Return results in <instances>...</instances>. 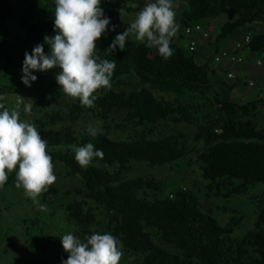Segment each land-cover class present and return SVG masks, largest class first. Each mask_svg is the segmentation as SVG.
<instances>
[{"label":"trees","instance_id":"trees-1","mask_svg":"<svg viewBox=\"0 0 264 264\" xmlns=\"http://www.w3.org/2000/svg\"><path fill=\"white\" fill-rule=\"evenodd\" d=\"M50 1L55 6L54 0ZM114 2L117 15L109 6L103 8L111 23L108 31L97 41V54L102 59L115 62L111 81L119 79L118 84L121 83L122 88L98 91L93 107L81 106L76 99L66 115L71 122L68 127L57 128L58 122L66 120L62 119L64 115L61 113L52 112L36 119L37 130L48 142V154L53 161L58 160L79 173L86 186V197L104 207V226L100 234L110 233L126 247L143 253L142 264H264V209L256 217L255 228L234 243L233 255L229 258L225 236L231 235L232 229L221 225L193 192L176 186L166 196L159 197L165 192L164 184L155 177L131 171L130 167L133 161L172 167L189 155H196L202 177L209 182L206 187L208 193L228 200L249 191L256 184H264V130L253 120L251 109L256 108L254 101L240 105L229 95L231 84L218 79L219 88H211L212 99L208 98V101L220 106L223 113L213 115L203 103L188 104L157 98L147 85L151 80L160 90L172 94L190 92L206 96L205 88L211 87L212 77H216L220 70L227 74L235 67L219 64V69H212L201 64L197 59L198 49L191 52L188 45H183L187 39L186 27L228 16L211 44L218 51L223 40L233 37L235 32L237 35L252 23L264 20V0H190L188 8L176 16L180 28L170 44L173 55L167 60L154 47L148 48L146 42L136 44L129 39L123 50L119 46L111 53L105 50L118 34L126 31L122 27L119 10L135 11L128 7L133 2L138 3L140 10L145 6L141 0ZM6 3L7 0H0V28L11 14ZM21 28L28 43L50 48L44 37L56 34L54 14L51 9L42 12L32 5L23 12ZM247 34L251 35V42L243 55L249 51L264 53V33ZM7 53V43L0 44V54ZM132 68L143 80L136 88H132L133 83L120 79ZM261 83H264L263 74L256 86L263 93ZM5 93L6 88L0 86V96ZM61 99L62 94L57 91L44 98L46 102L58 104ZM88 114L100 121L101 133L95 138L84 134L75 137L72 126ZM116 114L125 116L129 133L124 140L113 142L111 128L105 123L115 121ZM162 121L195 127L192 143L183 135L168 136L159 130L157 127ZM115 127L120 128L117 124ZM87 143H93L96 150H102L103 157L94 158L85 168L78 165L74 152L68 146ZM14 182L13 172L4 187ZM72 207L76 208V205ZM149 231L158 232L161 240L175 247L176 251L155 245ZM250 254L255 257H250Z\"/></svg>","mask_w":264,"mask_h":264},{"label":"rangeland","instance_id":"rangeland-1","mask_svg":"<svg viewBox=\"0 0 264 264\" xmlns=\"http://www.w3.org/2000/svg\"><path fill=\"white\" fill-rule=\"evenodd\" d=\"M189 1L178 0L179 7L175 9L176 16L188 8ZM141 2L145 5L148 0H141ZM176 2L177 0H174V3ZM6 4L11 10V14L7 17L3 28H0V44L7 43L8 45V53L0 54V86L6 88V93L2 95L4 99L0 100V103L11 110L16 106L21 96L24 102L20 105V118L22 121L34 123L40 116L52 114L53 112L63 114L62 119H66L58 122L59 127L57 128L70 126L71 122L66 115L69 112V106L75 100L66 97L60 90V86L56 81V76L60 71L59 68L44 72L34 71L33 75H36L38 79L31 82V87L22 82L25 53H31L36 46L25 40V34L21 28L23 12L26 8L34 5L39 11L48 12L51 9L54 14L55 6H52L50 0H7ZM132 5H136L135 11L127 12L123 8L127 13L124 20H122V27L125 29L129 27L137 12L140 11L137 2L129 3L128 7L132 8ZM105 6H109L115 13L117 12L114 0H101V7L104 8ZM227 19L228 16H222L221 18L204 21V24L211 29L213 40L217 37L220 27ZM176 21L179 23V20ZM246 33H251L252 36L263 34L264 20L248 25L241 29L237 35H235V32L233 37L223 40L219 44V49H231L236 41L240 40ZM128 39L133 43H139L131 35ZM187 43L186 39L183 45L187 46ZM154 50L158 51L156 48ZM44 51L45 54H48L50 48L44 45ZM245 56V64L233 68L237 78L233 81L228 80L227 74L221 70L218 71L216 77L213 76L211 79V87L205 88L206 96L204 97L190 92L179 95L162 91L151 80L148 81L147 85L157 98L177 100L188 104L203 103L206 110L214 115L223 112L220 106L214 102H209L208 98L212 99V89L219 88L218 79H223L227 84H231L230 97L240 105L252 101L256 103V108L251 109L253 120L258 122L264 130V93L261 92V89L251 88L246 83V80L251 77L258 82L261 74L264 75V53L249 51L245 53ZM197 59L201 64L209 65L212 69H219L220 65L214 61L213 55L205 43H201L199 46ZM258 59L262 60L261 67L256 66ZM150 78L156 79V77ZM120 79L133 83L132 88L139 87L143 83L140 74L133 68L128 74L121 76ZM118 80L111 81L110 88L99 91L110 92L121 89L122 86L121 83L118 84ZM54 91L62 94V99L57 101L59 104L44 100L50 92ZM28 103L32 105L30 113L24 111V104ZM225 116L233 119L228 114H225ZM115 117V121L112 123V120L110 121L111 124L105 123L111 128L110 138L113 142L124 140L129 133L126 130L125 116L116 114ZM116 124L120 126L119 129L115 127ZM88 125H93L102 130L100 121L93 115L88 114L72 126L75 137L80 134L89 135L87 132ZM157 128L168 136L183 135L189 138L191 143L196 134V128L193 126L174 124L168 121H162ZM53 163L57 180L39 197V204H34L31 199L26 198L23 189H18L15 182L7 187L0 188V264H62V260L68 258V253L64 251L61 243L63 235L71 233L83 239L85 235L101 233L104 226V217L102 216L104 207L86 197V186L79 173L67 168L58 160H54ZM130 167L131 171L155 177L164 184L165 192L159 197L166 196L167 192L176 186L186 187L193 192L200 202L218 218L221 225L232 229V234L225 236V247L229 258L233 255L234 243L245 236L248 231L255 228L256 217L264 209V184L262 183L256 184L249 191L236 195L229 200L222 196H211L206 189L209 182L202 177V170L196 155H189L172 167L153 166L143 161H133L130 163ZM75 205L76 208H73L72 206ZM74 211L76 214H74ZM234 223L236 224L234 225ZM148 233L155 245L176 251L175 247L165 244L161 240L158 232L149 231ZM123 246L124 256L120 264L143 263V253ZM250 257H255V255L250 254Z\"/></svg>","mask_w":264,"mask_h":264},{"label":"clouds","instance_id":"clouds-1","mask_svg":"<svg viewBox=\"0 0 264 264\" xmlns=\"http://www.w3.org/2000/svg\"><path fill=\"white\" fill-rule=\"evenodd\" d=\"M54 5L56 34L44 37L50 51L45 54L44 45L38 44L31 53H25L22 82L31 87V82L38 79L34 71L59 68L56 81L63 94L78 99L81 106L93 107L95 93L111 87L116 67L114 61L102 59L97 54V41L108 31L111 21L104 14L101 0H54ZM177 7L178 0L176 3L174 0H148L126 31L118 34L105 50L111 53L117 46L123 50L131 35L139 43L146 42L148 48H156L167 60L173 55L170 44L180 28L176 21ZM119 12L124 20L126 11L121 8ZM256 63L259 65L261 61ZM3 99L0 96V100ZM23 103L21 96L11 110L0 103V188L7 183L9 173L14 172L15 186L23 189L26 198L39 204V197L56 182L57 176L48 154V142L34 123L20 118ZM31 108V103L24 104L25 112L30 113ZM87 132L95 138L101 129L88 125ZM68 147L81 167L86 168L94 158L103 157L102 150H96L93 143ZM61 243L68 253L62 264H120L124 256L122 242L110 233H93L83 239L68 233L62 236Z\"/></svg>","mask_w":264,"mask_h":264},{"label":"built area","instance_id":"built-area-1","mask_svg":"<svg viewBox=\"0 0 264 264\" xmlns=\"http://www.w3.org/2000/svg\"><path fill=\"white\" fill-rule=\"evenodd\" d=\"M185 37L187 38V45L191 52L197 50L201 43H205L206 47L210 50L213 55L214 61L218 64H226L233 67H237L238 65L245 64L246 57L243 55L244 50L248 49V46L251 42V35L247 34L242 40L237 41L231 49H219L215 51L214 47L211 46L213 40V36L211 33L210 27H207L203 23H194L190 24L185 29ZM261 64H257V67L262 66ZM227 78L229 80H235L237 78L235 71L230 69L227 72ZM246 83L249 87L253 88L257 86V81L255 79L248 78ZM262 90L264 93V83H261ZM172 198L173 195H170Z\"/></svg>","mask_w":264,"mask_h":264}]
</instances>
